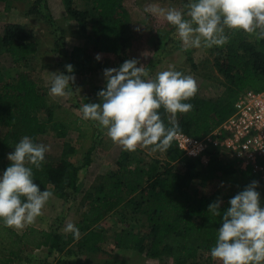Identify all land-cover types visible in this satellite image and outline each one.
I'll return each mask as SVG.
<instances>
[{
    "label": "trees",
    "instance_id": "16d2710c",
    "mask_svg": "<svg viewBox=\"0 0 264 264\" xmlns=\"http://www.w3.org/2000/svg\"><path fill=\"white\" fill-rule=\"evenodd\" d=\"M13 1L0 0L6 4L7 11L11 9ZM88 2L91 11L75 8L73 0H63L66 11L78 22L81 34L91 41L93 51L117 55L120 59L119 67L125 60L132 59L128 50L134 33L125 0ZM37 3L47 7L44 0H38ZM40 11L39 7H34L29 13L36 15ZM46 17L51 21L50 15ZM247 34L243 31L229 32L227 44L207 48L214 57L215 69L222 77L220 84L224 89L223 95L217 99H208L196 91L186 101L193 105V109L176 116L180 129L178 133L201 140L232 114L233 103L240 92H264V40H251ZM0 50L11 55L13 64L19 66L38 54L39 43L33 31L24 25L9 23L0 37ZM189 59L194 67L192 58ZM68 64L73 65L75 76L86 77L96 70L84 47L72 50ZM104 87L94 86L85 96L84 103H99L97 93ZM38 112L47 114V122L38 117ZM159 112L167 125L170 114L163 108ZM53 118L54 112L47 94L39 89L31 72L21 70L11 80L0 82V128L5 130V135L0 139V172L11 163L7 159L11 144L19 142L25 135L38 143ZM61 125L64 126L60 124V128ZM60 135L64 133L60 132ZM65 147L70 149V154L74 152L68 143ZM167 153L174 159L181 158L184 171H178L168 162L159 159L143 164L133 162L131 151L122 152L116 167L109 174L99 177V182L84 197L86 209L76 224L81 235L76 243L77 249L98 251L106 241V230L102 223L116 213L121 223L125 224L114 235L117 249L134 250L152 260L165 255L172 260V264H203V257L209 263L214 262L210 249L215 244L222 217H211L208 206L217 198L204 195L197 203L192 192L193 184L219 176L236 175L244 181L239 190L242 191L251 182L258 181L260 185L264 184V180H260L250 168H242L238 160L230 159L219 151L208 152L210 161L206 166L200 159L186 157L175 146L174 140ZM91 155L89 151L87 165L92 162ZM32 167L34 182L42 191L46 186L52 187L56 195L63 199L80 191L78 178L82 166L68 157L58 162L45 160L40 169ZM257 191L261 194L264 206V189L259 186ZM227 207L228 202H223L221 211ZM60 241L61 234L55 231L28 227L25 232L19 233L0 222V244L3 247H0V264H15L24 260L28 251L42 248L63 251Z\"/></svg>",
    "mask_w": 264,
    "mask_h": 264
},
{
    "label": "rangeland",
    "instance_id": "374dc122",
    "mask_svg": "<svg viewBox=\"0 0 264 264\" xmlns=\"http://www.w3.org/2000/svg\"><path fill=\"white\" fill-rule=\"evenodd\" d=\"M37 1L14 0L9 11L6 10V4L0 2V37L7 24L25 21L27 24L24 26L33 31L41 45L37 55L30 58L26 64L22 63L19 66L13 64L11 55L0 50V82L11 80L21 70L31 72L39 89L47 94L49 105L54 112L53 122L48 124L49 128L46 134L38 139V143L50 146L45 160L58 162L63 157H68L72 162L82 166V170L78 178L79 192L72 193L68 198L63 199L56 195L54 188L49 187L48 189L54 195L46 203L42 214L33 223L25 225L21 229L13 228L19 233L25 232L28 227L49 232L55 231L61 234L60 244L64 247L63 251L47 248L28 251L25 259L15 264H172V260L165 255L160 259L152 260L145 254L134 250L117 249L114 235L121 231L125 224L121 223L120 217L116 213L110 215L102 223L106 230V241L98 251L77 249L76 243L81 235L79 238H74L71 233L64 231L67 223L75 225L78 223L81 213L86 209L85 195L99 182V177L109 174L116 167V162L124 151L122 146L114 143L104 132L102 135H100L101 133L97 135L99 128H97L96 122L82 119L80 112L84 98L92 88L105 85L103 70L118 67L120 59L115 54L103 53L101 54L102 59L97 61L96 56L100 53L94 52L91 41L81 34L78 22L66 11L63 0H44L47 7L41 6ZM185 3L186 0H125L124 4L129 11L134 33L128 50L129 56L139 60L149 73V78L154 79L157 73L174 67L175 70L181 71L195 80L196 91L201 97L217 99L223 95L224 89L220 84L222 77L215 69L214 57L207 51V48H185L176 37L175 28L168 24L162 15H153L146 11L153 5L165 9H183ZM73 5L79 10L91 11V4L88 0H73ZM34 7H39L41 11L32 16L29 12ZM47 15L51 16V21H48ZM138 28L139 31H137ZM90 29L91 27H89ZM247 36L251 40H256L254 35L247 34ZM70 42L83 44L96 70L86 77L75 76L70 94L63 97L50 96L52 73L62 71L68 74L65 66L69 62V57H65V55L68 54L67 47L70 46ZM60 55L63 57L60 58ZM189 58H192L194 67ZM61 59L64 65L62 64L59 70L57 65ZM37 114L43 122H47L48 118L45 112ZM60 124H64V126L61 125L60 128ZM60 132L64 135L61 136ZM3 135H5V130L0 128V139ZM17 143L11 144L9 152L14 151ZM67 143L74 149L72 154L68 152L70 149L65 147ZM89 151L92 152V162L87 165ZM65 152H68V155H65ZM131 153L133 162L143 164L152 159H159L161 162H168L178 171H184L181 158L174 159L167 151L152 153L150 148L138 147ZM243 182L236 175L197 181L192 186L194 200L198 203L202 196L214 195L217 199L228 202L239 192ZM260 187L264 189V184L260 183ZM0 247H2L1 244ZM201 261L203 264H220L219 261L209 263L205 257L201 258Z\"/></svg>",
    "mask_w": 264,
    "mask_h": 264
},
{
    "label": "clouds",
    "instance_id": "9594fccd",
    "mask_svg": "<svg viewBox=\"0 0 264 264\" xmlns=\"http://www.w3.org/2000/svg\"><path fill=\"white\" fill-rule=\"evenodd\" d=\"M146 11L162 15L185 48L222 47L229 42L228 33L235 31L264 40V0H186L183 9L153 5ZM96 59L101 60V54ZM65 68L68 74L52 73L50 96L63 97L73 89L74 67L68 64ZM103 76L105 87L97 93L100 102L84 103L80 108L82 119L96 122L125 151L138 147L150 148L152 153L169 150L180 131L177 114L193 109L186 101L196 93L195 80L174 67L149 78L138 59L105 68ZM161 108L170 114L167 125L161 118ZM48 151L50 146L25 135L7 154L11 163L0 172V222L4 226L21 229L33 223L53 197L47 186L42 191L34 182L32 167L40 169ZM259 186L258 181L251 182L229 199V207L223 212L220 199L208 206L211 217H222L210 249L213 261L264 264V206ZM64 231L79 238V228L73 223H67Z\"/></svg>",
    "mask_w": 264,
    "mask_h": 264
},
{
    "label": "built area",
    "instance_id": "2783aa9c",
    "mask_svg": "<svg viewBox=\"0 0 264 264\" xmlns=\"http://www.w3.org/2000/svg\"><path fill=\"white\" fill-rule=\"evenodd\" d=\"M233 105L232 114L203 139L178 133L176 147L204 166L210 161L208 152L219 151L264 180V92H240Z\"/></svg>",
    "mask_w": 264,
    "mask_h": 264
},
{
    "label": "crops",
    "instance_id": "0c3cea01",
    "mask_svg": "<svg viewBox=\"0 0 264 264\" xmlns=\"http://www.w3.org/2000/svg\"><path fill=\"white\" fill-rule=\"evenodd\" d=\"M32 16H34V15H32ZM16 24H21V25H26L27 23L24 21H22V22H16ZM69 41V40H68ZM38 43H39V51H40V40H38ZM70 46H68L67 47V50H68V54L67 55H65V57H69V55H70V53L72 52V50L74 49V48H76V47H83V44H80V43H77V44H75V43H73V42H70V44H69ZM72 46V49H70V47ZM55 49V48H54ZM66 50V51H67ZM39 51H38V53H39ZM100 54H103V53H100ZM107 54H110V53H107ZM63 56L62 55H60V58H62ZM66 61H67V59H66ZM59 63V65H57L58 66V69L60 70V68L62 67V64H63V60L61 59L60 60V62H58ZM68 63V62H67ZM64 65V64H63ZM49 101V100H48ZM49 104H50V102H49ZM97 124V123H96ZM97 128H99L98 126H97ZM102 132H104V131H102L100 128H99V130H98V132H97V135H99V133H101L100 135H102L103 133ZM105 133V132H104Z\"/></svg>",
    "mask_w": 264,
    "mask_h": 264
}]
</instances>
